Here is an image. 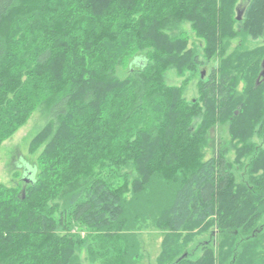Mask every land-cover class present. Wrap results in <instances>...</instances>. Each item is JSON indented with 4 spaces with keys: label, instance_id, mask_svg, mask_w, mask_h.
Returning <instances> with one entry per match:
<instances>
[{
    "label": "trees",
    "instance_id": "1",
    "mask_svg": "<svg viewBox=\"0 0 264 264\" xmlns=\"http://www.w3.org/2000/svg\"><path fill=\"white\" fill-rule=\"evenodd\" d=\"M237 2L0 0V145L48 112L23 186L0 183V264H82L85 242L92 263L135 264L150 219L173 233L217 223L224 236L219 257L208 247L194 259L168 234L160 264H264V147L250 141L264 136V46L225 57L231 39L264 36V0L240 19ZM202 56L221 63L188 102L166 74L194 73ZM220 122L238 159L251 157L245 182L205 156Z\"/></svg>",
    "mask_w": 264,
    "mask_h": 264
},
{
    "label": "rangeland",
    "instance_id": "2",
    "mask_svg": "<svg viewBox=\"0 0 264 264\" xmlns=\"http://www.w3.org/2000/svg\"><path fill=\"white\" fill-rule=\"evenodd\" d=\"M251 0H238L235 8V17L242 14L238 13L243 9L245 4ZM184 30L190 35L191 41L195 42L197 46L201 43L203 48V42L197 38L189 22L183 24ZM245 39V40H242ZM264 46V36L259 39L240 38L235 37L229 41L225 51V57L232 56L234 62H236V54L242 51H251L256 48H262ZM224 58V54L222 56ZM204 65L198 67V70L194 73L186 72L184 75H180L175 70H169L166 74V83L169 86H184V96L188 102L196 100L200 97V83L202 79L206 80L212 73L214 66L220 64V60L215 61L207 60L202 56ZM219 66V65H218ZM203 72V73H202ZM129 73L127 67L119 66L116 74L120 77H125ZM236 74V73H235ZM203 76V77H202ZM244 81V80H242ZM245 82H241L239 88L242 90ZM47 110L44 105L39 106L11 136L6 138L0 145V183L12 187L23 186L25 167L27 165L35 166L38 161V157L41 154L44 145L37 148L34 152L31 151L32 140L37 132L41 129L43 124L47 120ZM201 119H196L194 125L197 126ZM251 143L264 147V136L255 134L250 138ZM231 133L227 125L223 122L213 125L209 129L206 140V154L205 156H222V159L229 165V169L235 174V180L237 182H245L248 180L250 172L247 170V165L250 163L251 157L244 156L240 160L238 159V151L234 148ZM246 165V166H244ZM127 168H122L124 172ZM128 170V169H127ZM262 170L260 171V173ZM63 202V201H62ZM73 234L81 235L84 238L86 231H80L79 228L73 226L70 230ZM170 234L172 242L176 244H185L182 251L188 250L192 258H198L204 252L205 248L213 247L217 257L221 247L224 250V236L221 228L218 224L206 225H190V227L179 231V233H173L168 230H163L153 222L152 219L143 223L139 230H137L139 240V256L135 264H160L159 257L164 250L166 241V235ZM180 235L176 237V235ZM86 237V236H85ZM257 251L264 256V235L257 237ZM80 261L82 264H95L89 261L87 242L81 248L79 253ZM97 264V263H96Z\"/></svg>",
    "mask_w": 264,
    "mask_h": 264
},
{
    "label": "water",
    "instance_id": "3",
    "mask_svg": "<svg viewBox=\"0 0 264 264\" xmlns=\"http://www.w3.org/2000/svg\"><path fill=\"white\" fill-rule=\"evenodd\" d=\"M241 11H239V9H238V13H240ZM241 17L240 16H238V19H240ZM261 77H263L264 78V59H263V61H262V71H261V73H260V77L258 78V80H257V84H259L260 83V78Z\"/></svg>",
    "mask_w": 264,
    "mask_h": 264
},
{
    "label": "flooded vegetation",
    "instance_id": "4",
    "mask_svg": "<svg viewBox=\"0 0 264 264\" xmlns=\"http://www.w3.org/2000/svg\"><path fill=\"white\" fill-rule=\"evenodd\" d=\"M240 9V8H239ZM239 11H241V10H239ZM242 13V11L240 12V14Z\"/></svg>",
    "mask_w": 264,
    "mask_h": 264
}]
</instances>
